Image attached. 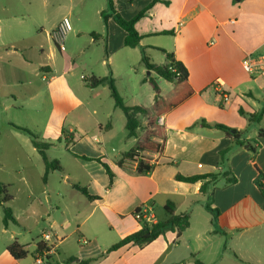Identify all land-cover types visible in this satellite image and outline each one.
<instances>
[{
	"label": "crops",
	"instance_id": "obj_1",
	"mask_svg": "<svg viewBox=\"0 0 264 264\" xmlns=\"http://www.w3.org/2000/svg\"><path fill=\"white\" fill-rule=\"evenodd\" d=\"M150 1L112 0L114 8L127 20ZM163 1L168 5L155 3L135 24L136 31L142 36L140 45L145 51L173 53L188 71V84L193 94L161 116L166 137L162 152L144 153L152 158L148 161L154 169L147 175H136L133 163L124 161L123 166L118 167L115 164L122 152L111 163L114 178L110 188H107L108 178L100 164L76 158L67 151L100 158L106 163L103 133L113 132V127L111 123L103 125L98 114L101 108L99 88L107 87L89 89L84 79L108 74L96 76L91 71L88 76L74 79L77 58L86 50L104 46L103 38L95 39L91 34H104L101 12L106 9V0H69L66 4H57V9L64 13L62 17L72 22L65 41L66 48L64 44L60 50L48 34L63 18L44 33L45 39L41 38V33L27 36L16 27L10 0L0 1V119H4L8 134L23 144L27 140L30 142L29 137L11 125L26 128L41 141L51 143L47 151L62 145L88 179L89 184L83 187L90 195L99 197L90 201L80 193H54L56 204L51 209H61L59 221L50 209H45L46 218L42 220L40 210L34 211L33 208L35 203H39L34 193L26 194V205L16 214L14 207L9 206L15 202V196L10 194L11 201L7 206L17 224L4 228L1 220L0 264H35L27 262V257L14 260L7 247L16 241L27 255L29 251L33 254L45 232L53 234L56 244L51 264H79L95 257L97 259L89 264H185L188 259L192 264L195 260L203 264H264V198L254 184L255 168L264 175V137L260 138L256 130L247 134L248 119L238 113L239 108L248 114L257 112L251 106L253 98L247 96V93L256 95L248 84L261 82L258 84L259 97L264 98L263 82L252 79L241 66L246 55H260L264 50V0L239 3L235 0ZM42 2L44 6L49 3L48 0ZM80 22L89 26L82 28ZM163 31H173V34H161ZM159 36L168 39L161 44L150 41ZM113 37L117 38V46L114 45L113 49L125 48L124 31L108 19L107 58L105 60L104 56L100 62L103 66L106 61L111 62ZM31 40H34L32 45ZM63 54L68 55L65 60ZM58 60L64 61L61 67ZM165 63L166 58L162 64ZM41 81L44 82L42 86L37 83ZM160 82L157 79V83ZM215 84L220 90L228 89L233 93L230 99L233 100L232 106L225 109L226 103L224 108H219L220 97L212 86ZM151 101L150 105H153V95ZM232 112L231 119L226 117ZM104 117L108 118V112ZM201 119L211 125L234 128L241 133V139L256 140L260 147L253 156L215 128L197 125L187 130ZM263 119L264 115L260 123ZM86 124L94 127L93 138L84 132ZM62 129L74 136L68 147L63 141ZM260 129L264 131V127ZM59 138L61 141L58 142ZM131 139L129 150L136 142L135 138ZM226 148H230L227 163L219 165L218 153ZM32 150L38 155L33 147ZM27 159L30 161L31 157ZM47 159L57 160L60 166L58 158L49 159L47 155ZM44 170L42 162L41 177ZM226 171L235 176L236 183L226 186L225 179L219 177L203 195L199 192L202 182L188 184L174 179L177 173L191 176ZM57 172L64 178L71 176L62 168ZM98 176H104L100 186L96 182ZM20 180L25 183L23 176ZM52 198L53 194L52 197L49 195V204ZM168 202L175 214L189 215V227L179 237L170 231L144 247L129 243L107 252L111 246L141 229V224L132 217L136 208L148 205L156 218L158 207L163 213V221L166 218L164 206ZM207 203L218 210L216 220L206 211ZM31 215L42 223L36 222V226L28 227L25 220ZM193 227V239H186L185 234ZM176 249L180 251L176 253ZM70 259L74 261L68 263Z\"/></svg>",
	"mask_w": 264,
	"mask_h": 264
},
{
	"label": "rangeland",
	"instance_id": "obj_2",
	"mask_svg": "<svg viewBox=\"0 0 264 264\" xmlns=\"http://www.w3.org/2000/svg\"><path fill=\"white\" fill-rule=\"evenodd\" d=\"M2 2V0H0ZM69 0H48V4L44 6L42 0H10L12 6V14L15 17V24L18 30L22 31L23 34L27 36L34 37L35 34H42L41 38H44V33L49 31L50 28L55 25L58 20L60 21L63 17V11L57 9V4L59 3L66 4ZM45 17V18H44ZM71 21V20H70ZM72 23V22H71ZM79 25L82 28L89 26L88 23L80 22ZM91 27L94 28V24L91 23ZM112 43L110 47L111 50V62L106 61L104 66L100 64L101 60L104 58V49L102 46H99L97 50H86L80 58H77V66L74 69V79L82 78V76H88L92 71L96 76L102 74H111L115 80V87L118 94L122 97L124 104L127 106L133 105H142L148 108H151V95L153 92L150 86L146 82L147 76H153L152 73H148L141 64V54L138 48L129 49L123 48L122 50L117 51L113 46H117V38H112ZM168 38L159 36L156 38L150 39L154 44H161V42L167 40ZM34 40L30 41V44H33ZM67 41V40H66ZM81 40V44H82ZM109 47V48H110ZM66 48V42H65ZM67 52V51H66ZM261 54H264V50L260 51ZM146 55L150 62L155 64H162L165 61V56L160 51L146 50ZM67 54H63L64 60L67 58ZM59 57V54H58ZM60 59V58H59ZM76 59V58H75ZM64 64V61L58 60V66L61 67ZM90 70V71H89ZM148 73V74H147ZM241 77V76H240ZM160 88H161V97L165 98L169 96L173 91L176 90V84H168L165 81L160 79ZM39 85H44V82H37ZM258 84L261 82H252L248 85L254 88L255 96L248 94L250 98H253L251 106L259 111L263 107V99H260L261 92L258 90ZM239 88H242L239 87ZM99 94L101 99V108L98 114V119L101 120L103 125L106 123H111L113 127V132L104 134V156L106 163L111 167L113 161L119 158V154L129 150L131 146V138H127V131L124 128V117L120 110L114 108L113 99L110 96V92L107 88H99ZM102 89V90H101ZM239 90V89H238ZM264 94V87L262 89ZM86 93H90L89 90H85ZM84 93V92H83ZM225 109L232 106L233 100H228ZM150 105V107H149ZM108 112V118H105L104 115ZM234 112L226 117L230 119L233 117ZM264 115V114H263ZM223 117V116H222ZM220 118V117H219ZM139 121L141 123L137 135L139 139H142L145 136L144 126L146 120L144 117L139 116ZM249 126L245 129L246 133H252L253 130L258 131L260 128L264 127V119L260 123H252L248 121ZM94 127L89 124H86L84 132L87 133L90 138H93ZM8 128L4 124V119H0V183L8 186V193L15 196V202L9 203L10 208L14 207V212L19 214L26 203V194L34 193L39 200V203L33 205L34 211L40 210L42 220H45L46 213L45 209H50V213L54 215V218L61 220V209L59 211L51 209V206H54L55 198L54 193H78L73 188V184H79L81 186H87L89 184L88 179L81 172L80 168L76 164V160L70 156L64 149L62 145L53 148L52 150L47 151L49 159L58 158L60 160V167L66 172H70L71 176L69 178H64L63 175H60L57 170L51 171L48 174V180L46 183L43 182L42 177L39 173V170L42 169V161L40 157L32 152V146L30 142L26 144L21 143L19 140L12 138L8 134ZM83 132V131H82ZM84 133H81L83 136ZM19 143V145L16 144ZM96 147H100L99 144L93 142ZM84 147V145L82 146ZM30 156L31 160L29 161L27 157ZM143 159L151 160L152 158L146 156L144 153L141 154ZM128 163H132L129 162ZM116 165V164H115ZM41 168V169H40ZM187 170V169H186ZM75 174H78L76 177ZM25 178V183L20 180V177ZM104 176H98L96 179L97 186H100ZM53 198L51 204H49V195ZM77 195V194H76ZM79 197V196H78ZM82 199V198H81ZM8 205V204H7ZM156 219L161 221L163 218V213L160 208L156 209ZM3 216V210L0 206V225ZM61 217V218H60ZM213 217V216H212ZM38 217L31 215L28 219L25 220V223L28 227L36 226V222L40 223ZM42 223V222H41ZM71 224H74L71 222ZM151 225V223H148ZM195 227L192 228L190 232L185 234L186 239H193ZM167 233V232H166ZM170 233V231H168ZM86 241V240H85ZM180 250L176 249V253ZM29 251L27 255V262H34V255ZM199 261V260H198ZM185 264H192L188 259L185 261Z\"/></svg>",
	"mask_w": 264,
	"mask_h": 264
},
{
	"label": "trees",
	"instance_id": "obj_3",
	"mask_svg": "<svg viewBox=\"0 0 264 264\" xmlns=\"http://www.w3.org/2000/svg\"><path fill=\"white\" fill-rule=\"evenodd\" d=\"M243 0H235V2H242ZM155 3H162L164 5H168L167 1L163 0H151L149 4H147L142 10H140L136 15H134L130 19H124L118 11L114 8L112 0H106V9L101 12L102 22L104 25V34L97 35L91 34L92 38H103L104 42V56L105 60L107 58V20L112 19L113 22L124 31L125 37L123 40V46L129 49L138 48L141 54V64L143 65L144 69L153 74V76H147L146 82L150 86L153 92V105L151 108L142 106V105H133L127 106L124 104L122 97L118 94L116 87H115V80L109 73L107 76L104 77H87L84 79V83L86 87L89 89H94L99 86H105L110 92V96L113 99L114 107L121 111L124 117V128L127 131V138H135L136 142L134 146L122 153L120 155L119 160L116 162L118 167L123 166L124 161L132 162L134 158L136 160L135 166V174L136 175H147L154 169V165L150 164L148 160L143 159L141 156L142 153H158L162 152L163 143L166 139L165 137V130L163 125L158 124L157 120L162 115L166 114L170 109L175 108L187 98H189L193 94L192 88L188 84V71L186 67L183 65L182 62L177 60L173 53H165L166 63L165 64H154L149 61L145 48L140 45V41L142 40V36L138 34L135 29V24L143 17H145L146 12L155 4ZM161 34L164 35H172L173 31H163ZM157 79H162L167 83L176 84V90L173 91L169 96L162 98L161 97V89L159 84L157 83ZM213 88L216 85H212ZM222 93H225L228 96V100L231 99L233 93L228 89H222ZM220 97V96H219ZM226 105V102L220 98L219 108L222 109ZM238 113L241 116L247 117L249 122L259 123L263 114H264V98H263V107L253 113L248 114L245 113L241 108L238 109ZM139 116H142L146 120V124L144 126L145 136L142 139L138 138L137 131L140 128V121ZM202 126L206 128H215L221 131L226 138H229L233 141V144L239 147H243L248 150L253 156L259 149L260 145L256 140H245L241 139V133L231 127L222 125V124H208L206 121L201 119L197 123L191 125L187 128V130L192 129L195 126ZM13 128L22 132L26 136L29 137L32 147L36 150L38 155L40 156L43 164H44V174L42 177L43 182L45 183L47 174L50 171L57 170L61 172V168L57 160L49 161L47 159L46 151L52 146L51 143L41 141L35 134L29 131L26 128L17 127L11 125ZM61 135L65 146L68 147L71 143H73V134L69 133L68 131L62 129ZM258 136L260 138L264 137V131L260 129L258 131ZM160 139L161 143H158L156 139ZM61 139H58V142ZM67 151L74 157L82 159L84 161H95L101 165L103 168L107 178L108 184L107 188H110L113 182L114 173L110 169L109 165L100 158H92L87 156H79L68 149ZM230 152V148L223 149L219 151V165H223L227 163V157ZM257 176L254 180V184L256 188L261 193L262 197L264 198V175L257 169ZM225 179V185L231 186L236 183L237 179L231 172L226 171L223 173H205V174H197L191 176H183L181 174H176L174 179L178 182L194 184L198 182H202L201 186L199 187L200 194H205L208 189H210L215 181L219 178ZM72 188L84 196L87 200H96L98 196H92L89 194L86 187L80 186L78 184H73ZM11 201V195L8 193V186L3 185L0 183V206L3 210L2 216V224L3 227L6 228L9 224H17L11 209L7 206V204ZM206 211H208L212 216L213 219L216 220L218 216V210L213 209L210 207V204L207 203L205 205ZM164 214L165 220L157 221L154 224L148 225L147 223L140 222L141 229L138 232H135L131 235L120 240L115 245L111 246L107 252L114 251L126 244L134 243L139 247H144L154 241L159 236L164 235L168 231L176 232L177 237H179L188 227H189V215L187 213L175 214L174 209L171 203H167L164 206ZM43 248V244L40 242L37 243L36 250L34 251L33 255L40 251ZM8 254L16 261L23 260L27 257V252L23 249V247L17 243L16 241L12 242L7 247ZM97 257L86 259L84 261L79 262V264H89L95 261ZM74 259H70L67 261L68 263L73 262ZM194 264H203L198 260L194 261Z\"/></svg>",
	"mask_w": 264,
	"mask_h": 264
},
{
	"label": "built area",
	"instance_id": "obj_4",
	"mask_svg": "<svg viewBox=\"0 0 264 264\" xmlns=\"http://www.w3.org/2000/svg\"><path fill=\"white\" fill-rule=\"evenodd\" d=\"M72 26L68 18H63L58 26L52 30L48 36L55 47L60 50L63 49L66 38L71 31ZM242 69L252 79H259L264 85V54L260 55H246L242 60ZM216 85V84H215ZM217 94L222 98L224 102L228 101V96L222 93L221 90L214 86ZM158 124L162 125V118L159 117L157 120ZM158 143H161L160 139H156ZM137 158L132 161L136 165ZM132 217L136 221L144 223H156V218L153 215L152 209L148 205H141L132 212ZM54 236L50 232H45L41 235L40 242L43 244V248L34 254L35 264H51L53 263V256L56 252V244L53 241Z\"/></svg>",
	"mask_w": 264,
	"mask_h": 264
},
{
	"label": "water",
	"instance_id": "obj_5",
	"mask_svg": "<svg viewBox=\"0 0 264 264\" xmlns=\"http://www.w3.org/2000/svg\"><path fill=\"white\" fill-rule=\"evenodd\" d=\"M148 73H149V72H148ZM148 73H147V74H148Z\"/></svg>",
	"mask_w": 264,
	"mask_h": 264
}]
</instances>
